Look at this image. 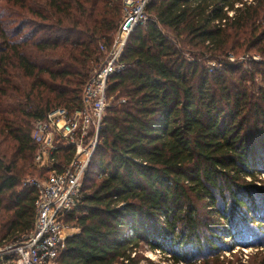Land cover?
<instances>
[{
	"label": "trees",
	"instance_id": "1",
	"mask_svg": "<svg viewBox=\"0 0 264 264\" xmlns=\"http://www.w3.org/2000/svg\"><path fill=\"white\" fill-rule=\"evenodd\" d=\"M122 9L0 0V248L35 226L37 190L24 181L42 173L36 120L81 108ZM148 14L110 77L59 264H156L142 244L173 264H226L225 240L252 243L249 214L264 225V0H151Z\"/></svg>",
	"mask_w": 264,
	"mask_h": 264
},
{
	"label": "built area",
	"instance_id": "2",
	"mask_svg": "<svg viewBox=\"0 0 264 264\" xmlns=\"http://www.w3.org/2000/svg\"><path fill=\"white\" fill-rule=\"evenodd\" d=\"M150 2L123 0L114 44L111 49L102 47L106 58L87 82L81 108L72 112L59 108L36 120L32 138L38 146L35 164L42 174L24 181L25 186L37 190L35 226L23 240L0 248V264H59L67 237L78 230L65 224L63 218L77 204L98 145L110 104V77L124 67L122 56L131 33L138 25L148 23Z\"/></svg>",
	"mask_w": 264,
	"mask_h": 264
},
{
	"label": "rangeland",
	"instance_id": "3",
	"mask_svg": "<svg viewBox=\"0 0 264 264\" xmlns=\"http://www.w3.org/2000/svg\"><path fill=\"white\" fill-rule=\"evenodd\" d=\"M248 59V56L245 55L241 57L239 61H245L246 63H248ZM41 174L42 173L40 171L36 170L34 174L30 175V177H39ZM256 183L260 187H264V174L258 177ZM257 201L259 203V206H257V210H260L259 215L262 214V216H264V192L258 195ZM253 215L254 212L249 214L250 222H247L248 226H246L245 228V231L248 233L245 234V232H243L241 234L242 237L247 238L248 243L250 241L252 242L251 245H235L234 243H232V240H225L227 249H225V251L221 253V261L226 260V264H229V262L230 264H264V225L260 227L256 221H253ZM69 232L71 231L67 230L66 233ZM142 246V251L144 252L145 256L153 260L156 264H173L171 260H168L169 255L161 251H153L146 244H142Z\"/></svg>",
	"mask_w": 264,
	"mask_h": 264
},
{
	"label": "crops",
	"instance_id": "4",
	"mask_svg": "<svg viewBox=\"0 0 264 264\" xmlns=\"http://www.w3.org/2000/svg\"><path fill=\"white\" fill-rule=\"evenodd\" d=\"M77 231H78V230H77ZM77 231H76V232H77Z\"/></svg>",
	"mask_w": 264,
	"mask_h": 264
}]
</instances>
